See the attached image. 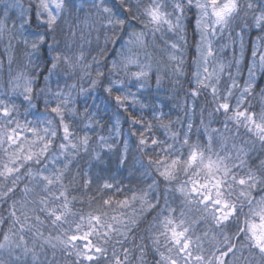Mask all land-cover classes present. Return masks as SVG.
<instances>
[{"label": "snow or ice", "instance_id": "snow-or-ice-1", "mask_svg": "<svg viewBox=\"0 0 264 264\" xmlns=\"http://www.w3.org/2000/svg\"><path fill=\"white\" fill-rule=\"evenodd\" d=\"M28 5L0 9V264H264V0Z\"/></svg>", "mask_w": 264, "mask_h": 264}, {"label": "clouds", "instance_id": "clouds-1", "mask_svg": "<svg viewBox=\"0 0 264 264\" xmlns=\"http://www.w3.org/2000/svg\"><path fill=\"white\" fill-rule=\"evenodd\" d=\"M79 41L77 42V44H74L73 45V51L74 52H79L80 49H79ZM89 51H90V48H89V45L87 43L84 44V49H83V54L85 55V57H88L89 58ZM16 65H13V70L15 71L16 70ZM26 70L27 71H33L32 68H29V67H26ZM7 72H8V68H7V65L3 67L2 71H0V75H3L4 79H7Z\"/></svg>", "mask_w": 264, "mask_h": 264}, {"label": "rangeland", "instance_id": "rangeland-1", "mask_svg": "<svg viewBox=\"0 0 264 264\" xmlns=\"http://www.w3.org/2000/svg\"><path fill=\"white\" fill-rule=\"evenodd\" d=\"M23 3H24V6L26 8L29 6L28 5V0H23ZM2 6H3V0H0V9H2ZM8 24H9V26H11V24H12V20L11 19H9ZM6 43H7V41L5 40L4 44L6 45ZM3 51H4V47L0 46V53H2ZM0 59H3V57H0ZM6 65H7V62L5 60V66ZM245 74H246V72H245ZM198 122H199V118L197 116L196 123H198Z\"/></svg>", "mask_w": 264, "mask_h": 264}, {"label": "trees", "instance_id": "trees-1", "mask_svg": "<svg viewBox=\"0 0 264 264\" xmlns=\"http://www.w3.org/2000/svg\"><path fill=\"white\" fill-rule=\"evenodd\" d=\"M139 27V26H138ZM254 38V35H252V34H250V36L247 38L248 40H251V39H253ZM94 39V38H93ZM101 43H102V41H101ZM111 47V46H110ZM89 59H90V57H89ZM245 72H246V70H245Z\"/></svg>", "mask_w": 264, "mask_h": 264}, {"label": "bare ground", "instance_id": "bare-ground-1", "mask_svg": "<svg viewBox=\"0 0 264 264\" xmlns=\"http://www.w3.org/2000/svg\"><path fill=\"white\" fill-rule=\"evenodd\" d=\"M251 34L255 36V32H253V33H251Z\"/></svg>", "mask_w": 264, "mask_h": 264}]
</instances>
